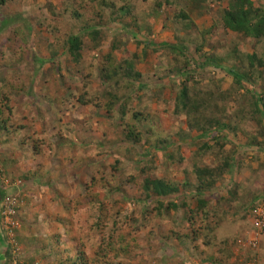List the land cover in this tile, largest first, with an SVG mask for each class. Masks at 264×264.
<instances>
[{
  "label": "rangeland",
  "instance_id": "374dc122",
  "mask_svg": "<svg viewBox=\"0 0 264 264\" xmlns=\"http://www.w3.org/2000/svg\"><path fill=\"white\" fill-rule=\"evenodd\" d=\"M119 1L0 0V106L14 122V132L6 127L0 133L8 138L18 132L13 137L23 151L34 153L28 157L44 152L36 165H63L49 186L56 206L51 213H61L70 232L54 234L44 224L48 207L39 188L41 208L18 213L21 226L3 230L9 263L264 264V233L256 247L247 245V220L257 200L232 186L240 175H264V117L255 115L248 93H264V67L234 90L224 69L197 67L191 60L215 56L248 72V54L264 59V34L256 39L225 26L232 0H130L136 22L120 17ZM253 4L264 14V0ZM259 14L250 20L258 21ZM74 35L82 39L79 60L69 49ZM188 70L194 73L182 75ZM184 80L198 111L178 108ZM67 140L76 143L66 145ZM65 148L73 150L65 154ZM197 167L221 172L205 189L210 214L195 221V239L189 217L198 207V181L191 177ZM155 178L179 191L164 197L147 193L144 182ZM73 200L79 201L76 228L67 211ZM170 201L181 207L158 209ZM98 217L88 236L90 227L84 226ZM21 234L32 239L20 241Z\"/></svg>",
  "mask_w": 264,
  "mask_h": 264
},
{
  "label": "trees",
  "instance_id": "16d2710c",
  "mask_svg": "<svg viewBox=\"0 0 264 264\" xmlns=\"http://www.w3.org/2000/svg\"><path fill=\"white\" fill-rule=\"evenodd\" d=\"M187 1L189 0H186L185 2ZM232 2L233 3L229 4L228 8L224 12L223 20H224L225 26L245 36L254 37L256 39L262 38L264 34V14H261V13L259 14L260 10L262 9L260 7H256L253 4V0H232ZM119 4L120 6L118 7V9L120 12H123L120 15V17L125 18L128 16H131L132 21L136 22L138 20V17L135 14V10H134L135 6L130 5L131 4L130 0H123L121 3L119 1ZM254 13L259 14L260 19L258 21L253 22L250 20L249 17ZM69 42L71 44L69 47L70 51L74 54L75 58L79 60L82 56V53H81L82 39L79 36L74 35L70 37ZM159 45L168 47V48L172 47L174 49L179 48L177 43L162 42ZM246 59L248 61V72H243L234 66H227L225 65V63L221 62V60L218 57H215V56L207 57L204 62H199L191 58V60L197 64V67L215 66V67H220L224 69L229 75L233 77L234 90L238 89L240 86H243L245 83H251L255 77L259 76V72H258L259 68L264 67V59L257 54H248ZM191 73H194V72L188 70L186 72L185 71L182 72V75H189ZM248 93L252 96L254 100L253 103L255 106V110H254L255 115H262L264 117V93L260 94L252 90H248ZM84 102H86V100ZM178 108L179 109L180 108L182 109L190 108V110H197V111L199 110V108H197V106L194 105V101H192L190 97V89L188 85L185 83V80L182 82V87H181L180 95H179ZM8 110L11 115L13 112L12 108H8ZM13 123L14 122L11 121L10 118L4 117L3 109L0 106V128L8 127L9 132H14ZM203 145H205L207 148L210 147L208 142H204ZM226 164H229V163H226ZM219 172H221V170H219ZM219 172L215 173V171L209 170L208 167H202V168L197 167L196 168L197 175H195L196 176L195 178L198 181V184L196 186V189L194 190V194H195V198L198 200V207L196 210L193 211L196 213L192 215L191 217H189L190 218L189 224L192 225V227L194 228L193 233H194L195 239L198 238L199 236V232H197V230L195 229V225L197 224L195 223V221L197 220L198 222H200L201 220V222H203L204 221L203 218L209 216L210 214V211L208 208L209 199L204 193L205 189L212 187L216 183L217 179L219 178V175H217L219 174ZM143 187L147 193L154 192L159 197L168 196L174 192L179 191V187L177 185H174L173 183L168 182L167 180L162 179V178L147 179L144 182ZM61 194L62 193H58V195H61ZM69 200H72V199H69ZM66 204L70 206V204L68 203V199L65 205ZM78 205H79V201L75 200L73 205L69 207L70 209H67V211H69L68 217L72 221L71 226L73 228H76L77 225L81 226L79 225L78 218H77V216L79 215L77 214L79 212ZM182 205L187 206V203L183 202ZM163 207H166L167 209H170V207L180 208L181 205L178 202H174V201H170L169 204L167 205H165L163 202H160L158 205V209L161 210ZM67 211H65V213ZM189 211H192V210H189ZM70 213H72V215H70ZM186 216L188 218L187 214ZM47 218L48 217H46L45 220H43L44 224L45 222H47V226L49 228L52 227V230H54V234L56 233L62 234V236L64 235V237L67 235V233L70 234V232L67 230L68 224H65L66 218H64L61 213L56 214V217L52 218L51 221H49ZM98 220H99V217L97 220H95V223L92 222L91 224L84 226V227H90L88 236L91 235L93 230L97 229L96 226L98 225ZM197 228L199 227L197 226ZM74 234L77 236L76 231L74 232ZM57 240H61V235L57 238ZM67 240L68 239L66 238L64 239L63 242L66 243ZM85 242L88 243L89 242L88 239H85ZM74 244L76 243L74 242ZM220 258L222 259L223 257H220ZM207 260L209 261L210 258ZM211 260L213 261V259ZM215 262L216 264H227L226 260L223 262L222 261L218 262L215 259ZM82 264H86V263H82Z\"/></svg>",
  "mask_w": 264,
  "mask_h": 264
},
{
  "label": "crops",
  "instance_id": "0c3cea01",
  "mask_svg": "<svg viewBox=\"0 0 264 264\" xmlns=\"http://www.w3.org/2000/svg\"><path fill=\"white\" fill-rule=\"evenodd\" d=\"M4 134L6 135V133ZM13 136H19L18 132L16 135L12 134L8 136V138H5L0 133V206L2 204L4 195L10 192L13 193V192L18 191L20 193L21 199H24V202L21 203V205L24 203L23 205L24 210L23 209L21 211L19 210V214L24 213L28 210L35 212L41 208L39 206H36V204L39 199L37 198V195L38 194L40 195L39 188L43 187L44 188L43 189L44 201H45V205L48 207V211L46 210L45 213L42 212V214L43 216L45 214L48 217L47 219L51 221L52 218L56 217V214L51 213L52 211L56 209V206L53 204V201L50 198V193L52 190L49 189V186H51V184L55 181L56 175H60L61 172H64L63 171L64 167L60 169L63 166L62 164L53 165V163H51V161L49 160L46 163H40L36 165V161L40 160L44 152L41 154L42 156L33 158L31 157V156H34L33 152L29 150L31 153V156L28 157L29 156L28 154L30 153H28V151L24 152L23 151L24 149L18 143L17 138ZM65 143L66 145L71 144L72 146H74L76 142L71 143L70 140H67ZM69 150H73V149L65 148V151H64L65 154H68ZM48 152L50 154V151ZM26 153H27V158H25ZM86 168H87V165L85 166L84 170ZM55 169H58V170L55 171ZM35 171H40L39 173H37L38 175H41L43 173L45 178L43 179V175H41V177L38 180L39 181L38 183L34 181V179L37 178L38 176L35 174H34L35 177L31 176L33 178H27V179L22 178L23 175H32V173H34ZM191 177L195 178L196 176L191 175ZM222 177L223 176H221V178ZM249 180H251V182H249ZM21 185H24L25 189L23 187H20ZM233 185L238 186V189H237L238 192H241L242 190L243 191L246 190V193H247L246 195L248 197V200L250 201H253V200L258 201L262 197H264V175H253V176L252 175H240V181L237 182V179L235 177L234 181L232 182V186ZM217 186L221 187L220 181L218 182ZM220 190L221 189H219V191ZM58 198L62 202V198L61 197H58ZM241 204H243V202H241ZM27 205H30V206L26 207ZM244 212H245V209H244ZM248 219L249 220L247 221L250 222L249 217ZM23 223H24L23 224L24 229L28 227L24 220H23ZM3 230L4 229L1 223V215H0V264H10L9 260L7 259V251H8L9 243L4 235ZM24 239H27L28 241L32 238H28V236L21 234L20 241H23ZM259 251H260V256L262 257L261 259L262 261L264 259V234L262 235V238H261Z\"/></svg>",
  "mask_w": 264,
  "mask_h": 264
},
{
  "label": "built area",
  "instance_id": "2783aa9c",
  "mask_svg": "<svg viewBox=\"0 0 264 264\" xmlns=\"http://www.w3.org/2000/svg\"><path fill=\"white\" fill-rule=\"evenodd\" d=\"M17 206V196L7 195L4 197L0 212L3 216L5 227L8 229H14L18 225L16 220ZM250 214L252 229L250 231L247 245L256 247L261 234L264 233V198L260 199L251 207ZM13 264H17V261H14Z\"/></svg>",
  "mask_w": 264,
  "mask_h": 264
},
{
  "label": "clouds",
  "instance_id": "9594fccd",
  "mask_svg": "<svg viewBox=\"0 0 264 264\" xmlns=\"http://www.w3.org/2000/svg\"><path fill=\"white\" fill-rule=\"evenodd\" d=\"M11 116V115H10ZM0 129H2V128H0ZM32 145V144H31ZM30 145V146H31ZM32 151V150H31ZM33 155H34V153H33ZM7 195H15V196H17V199H18V206H17V208H16V210H17V213H16V220H17V223H18V225H17V227L16 228H14V229H8V228H6L5 227V224H4V221H3V216L1 215V212H0V215H1V223H2V226H3V229H4V232H6L7 233V231L9 230L10 232H13L14 230H16L18 227H20L21 226V224H20V221H19V219H18V213H19V205H20V193L17 191V192H10V193H7L6 195H4L3 196V199H4V197H6ZM262 198H264V197H262ZM261 198V199H262ZM259 201V200H258ZM258 201H256V202H258ZM2 203H3V200H2ZM2 205V204H1ZM0 208H1V206H0ZM250 223H251V214H250ZM251 229H252V223H251ZM259 243V242H258ZM11 264V263H10Z\"/></svg>",
  "mask_w": 264,
  "mask_h": 264
}]
</instances>
